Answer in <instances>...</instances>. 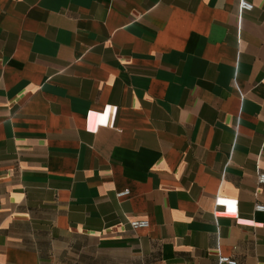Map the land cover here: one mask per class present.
Wrapping results in <instances>:
<instances>
[{
	"label": "crops",
	"instance_id": "crops-1",
	"mask_svg": "<svg viewBox=\"0 0 264 264\" xmlns=\"http://www.w3.org/2000/svg\"><path fill=\"white\" fill-rule=\"evenodd\" d=\"M247 1L0 0V264H264Z\"/></svg>",
	"mask_w": 264,
	"mask_h": 264
},
{
	"label": "built area",
	"instance_id": "built-area-1",
	"mask_svg": "<svg viewBox=\"0 0 264 264\" xmlns=\"http://www.w3.org/2000/svg\"><path fill=\"white\" fill-rule=\"evenodd\" d=\"M241 8L243 11H251L253 8H254V5L247 1V0H242L241 2ZM258 182L259 184H262L264 185V172L263 173H260L259 176H258ZM129 193V190L126 189L124 191H121L118 193V196H125ZM256 210H259V211H262L264 210V205L262 204H257L256 205ZM131 225L134 229H137V228H141V227H148L149 226V221L148 220H134L131 222ZM220 262L221 263H225V262H229V263H234L230 257L228 256H221L220 257Z\"/></svg>",
	"mask_w": 264,
	"mask_h": 264
}]
</instances>
